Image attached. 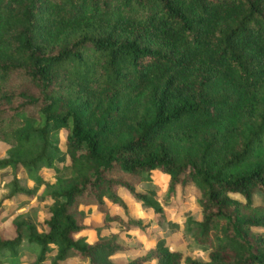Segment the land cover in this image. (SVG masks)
Returning <instances> with one entry per match:
<instances>
[{
  "label": "trees",
  "instance_id": "1",
  "mask_svg": "<svg viewBox=\"0 0 264 264\" xmlns=\"http://www.w3.org/2000/svg\"><path fill=\"white\" fill-rule=\"evenodd\" d=\"M0 141L10 197L31 195L20 170L53 171L44 194L61 200L46 231L14 222L0 264H19L24 241L29 264L49 245L52 264H117L126 248L88 233L123 222L120 187L151 204L132 184L154 170L169 191L196 184L208 254L160 244L127 264H264V0H0ZM80 204L98 210L89 225Z\"/></svg>",
  "mask_w": 264,
  "mask_h": 264
},
{
  "label": "rangeland",
  "instance_id": "2",
  "mask_svg": "<svg viewBox=\"0 0 264 264\" xmlns=\"http://www.w3.org/2000/svg\"><path fill=\"white\" fill-rule=\"evenodd\" d=\"M65 134L66 131L60 129L52 138L58 140V144L63 147ZM7 148L8 145L0 141V158L6 155ZM68 172V169L63 170L64 174ZM120 175L126 177L124 173L115 174ZM56 176L53 171H44L43 180L37 183L27 177L26 171L20 170L18 173L20 183L31 189V195L10 197L8 183L13 178V172L9 169L0 170L1 238L12 239L15 236V221L31 224L38 232L47 230L45 220L49 218V208L61 200L44 194V190L53 184ZM169 177L154 170L149 178L132 184L133 191L146 195L151 204L136 198L127 187L118 188L117 194L123 199L125 208L116 204L111 209L123 219V222L114 221L110 228L88 233V241L114 238L117 244L126 248L110 257L117 264L135 261L144 256L149 247L160 244L179 249L184 254H191L199 259H206L208 249L201 246L194 237L197 223L202 218L197 186L193 182H179L172 191H169ZM233 197L242 200L238 195ZM253 200L256 204H264V197L260 193H255ZM79 210H82L84 223L88 225L92 222L91 217L98 213L96 207L92 205L80 204ZM129 219L131 221L128 222ZM26 233V228L23 227V235ZM26 244L24 241L20 247L19 264H29L35 258L34 254L27 250ZM55 254L56 246L49 245L43 264H52ZM58 264H87V261L70 252Z\"/></svg>",
  "mask_w": 264,
  "mask_h": 264
}]
</instances>
